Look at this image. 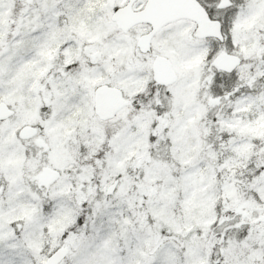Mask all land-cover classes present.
I'll list each match as a JSON object with an SVG mask.
<instances>
[{
  "label": "snow or ice",
  "instance_id": "obj_1",
  "mask_svg": "<svg viewBox=\"0 0 264 264\" xmlns=\"http://www.w3.org/2000/svg\"><path fill=\"white\" fill-rule=\"evenodd\" d=\"M0 264H264V0H0Z\"/></svg>",
  "mask_w": 264,
  "mask_h": 264
}]
</instances>
